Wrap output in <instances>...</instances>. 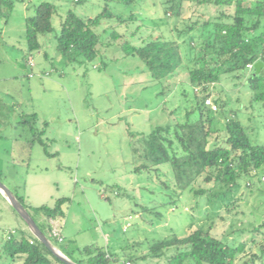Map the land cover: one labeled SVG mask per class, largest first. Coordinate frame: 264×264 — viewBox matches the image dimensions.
I'll return each instance as SVG.
<instances>
[{
    "label": "rangeland",
    "instance_id": "rangeland-1",
    "mask_svg": "<svg viewBox=\"0 0 264 264\" xmlns=\"http://www.w3.org/2000/svg\"><path fill=\"white\" fill-rule=\"evenodd\" d=\"M42 1L56 4L58 12L53 20L54 32L41 37L49 56L43 58L37 50L31 52L36 63L32 69L23 60L28 52L23 32L24 2L4 0L0 5V135H4L0 138V168L8 175L3 182L28 195L33 206L52 205L57 198H69L65 203L66 216L59 221L65 243L73 247L96 244L122 259L136 254V242L146 248L150 241H159L171 233L190 232L199 226L226 240L252 238V225L264 220V172L260 181L251 185L245 182L223 202L212 204L203 198L205 195L197 198L192 191L179 195L177 170L169 163L148 162L145 138L159 124L198 119L199 111L193 110L194 87L188 83L186 70L170 81L154 80L143 60L126 55L121 47L127 40L140 45V37L147 34L149 26L162 24L163 29L151 28L154 35L167 28L177 34L185 28L184 19H195L201 11L210 15L213 10L205 7L196 12L188 7L182 18L165 19V24L159 21L161 6H155V0H141L143 5L136 11L139 19L129 30L120 27L118 39L110 36L111 30H102L115 22L103 20L98 29L102 35L98 59L69 62L55 48L63 19L69 10L95 16L103 10L104 1L77 4V0H33L28 14L32 15L35 5ZM118 9L128 16L134 7ZM138 25H142L140 29ZM135 30L137 33L132 34ZM20 48L26 50L20 52ZM40 69L50 75H30ZM209 91L213 100L224 96L228 101L227 114L239 113L252 142L264 143V105L251 107L245 79L232 77L223 85L211 84ZM220 109L215 113L217 131L212 140L217 137L223 143L225 118L220 116ZM33 112L39 117L36 127L45 130L43 138L51 155L44 152L39 142L31 150L23 145L24 138L14 141L20 129V124L12 128L14 121L21 114ZM14 143L20 147L18 153H12ZM4 157L13 159L14 164L2 167ZM211 185L202 178L195 182L196 188L206 190ZM32 214L39 221L37 214ZM5 221L11 228L25 226L11 204H0V236L4 228L8 229ZM49 237L59 245L50 233ZM1 242L0 237V245ZM254 252L257 248L250 243L246 254ZM5 258L2 254L0 264ZM124 260L131 264H169L166 259Z\"/></svg>",
    "mask_w": 264,
    "mask_h": 264
},
{
    "label": "trees",
    "instance_id": "trees-1",
    "mask_svg": "<svg viewBox=\"0 0 264 264\" xmlns=\"http://www.w3.org/2000/svg\"><path fill=\"white\" fill-rule=\"evenodd\" d=\"M83 1L85 0H77L76 3ZM103 1V10L95 16L79 15L73 10L66 14L61 23V31L56 35V50L66 61H94L101 56L99 44L102 43V35L98 29L104 24L103 20L115 22L102 30H111L110 36L118 39L121 36L118 31L120 27L129 30L139 19L136 11L143 5L139 2L141 0ZM159 2L158 4L155 0L154 4L161 6L159 21L162 23L169 18L179 20L188 7L196 12L207 7L213 13L206 15L201 11L195 19H184L185 28L178 30L177 34L167 28L159 35H154L151 28L163 29L160 28L162 24L149 26L150 30L146 28L147 34L140 37V45L133 44L130 40L121 45L126 55L139 56L153 79L159 82L170 81L181 70H186L188 83L194 87L196 94V106L193 110L199 111L198 119L154 127L145 138V156L148 162L159 165L169 163L177 170L176 182L181 189L179 195L192 191L197 198L205 195L203 198L212 204L223 202L245 182L251 185L261 180L264 172V143L252 142L237 111L229 114L225 112L228 101L224 96H217L213 100L221 108L220 116L225 118L224 142H218L217 137L213 141V134L217 131V111L207 106L205 99L211 95V84L223 85L224 81L232 77H240L248 83L251 107L255 109L258 104L264 105V66L259 73L254 67L257 61L264 58V0ZM118 6L125 9L134 7V10L126 16V12L117 10ZM57 12L56 4L42 1L34 7V13L26 18L25 38L29 53L41 49V37L54 32L53 20ZM141 26L138 25V29ZM137 30L132 34L137 33ZM249 63L253 64L252 68L248 67ZM29 66L34 67L35 64ZM30 75L34 76V73ZM222 90L224 92V88ZM21 116L18 136L25 139V146L32 150L35 143L39 142L44 146L45 153L51 155L43 138L45 130H40L35 125L39 120L37 113ZM47 123L44 122L45 127ZM200 178L204 183H212L208 190L195 187V182ZM16 196L31 212L44 216L42 223L33 217L48 237L51 230L49 220H63L66 216L65 203L69 198H57L52 205L31 206L23 195L16 193ZM250 230L255 234L250 239L226 240L199 226L190 232L171 233L159 241H150L146 248L141 242H136L134 246H139L134 248L136 254L124 259H166L169 264H264V220L258 225L253 224ZM8 232L1 237L0 257L2 254L6 255L3 264L8 258L9 263L15 264H65L33 234L28 237L23 232L16 231L8 237ZM256 235L263 239L258 240ZM30 239L34 243H30ZM65 241L59 242L57 246L77 264L126 262L116 253L96 244L73 247ZM250 243L254 244L257 252L247 255Z\"/></svg>",
    "mask_w": 264,
    "mask_h": 264
},
{
    "label": "crops",
    "instance_id": "crops-1",
    "mask_svg": "<svg viewBox=\"0 0 264 264\" xmlns=\"http://www.w3.org/2000/svg\"><path fill=\"white\" fill-rule=\"evenodd\" d=\"M4 0H1V3L3 2ZM24 3V14H23V16H24V20H25V27L23 28V32H24V34L26 33V18L28 17V16H30L29 14H28V9H29V7L31 6V4L33 3V0H22ZM28 1V2H27ZM1 3H0V5H1ZM33 5H35V4H33ZM36 6V5H35ZM23 20V21H24ZM8 24H6L3 28H2V34L6 31V28L8 27L7 26ZM20 33H22V30L20 31ZM24 38H25V35H24ZM25 41H26V38H25ZM45 46H46V44H44L43 43V46H42V48L41 49H39V50H37L38 52H39V56L40 55H43V58H48V54H47V52L45 51ZM25 48L27 49V44H26V46H25ZM21 49L20 48V52L22 51V50H26V49ZM55 48H56V45H55ZM23 53V52H22ZM29 54V55H28ZM23 55H24V53H23ZM32 56L31 55V53H29V52H27L25 55H24V57H23V60L25 61V63H26V66H28L29 67V65L27 64V57L26 56ZM33 57V56H32ZM34 58V57H33ZM34 61H35V59H34ZM0 64H2V61L0 60ZM35 66H36V63H35ZM31 69H32V67H31ZM33 70H31V72H32ZM48 74V75H47ZM34 75H37V76H39V77H43V76H49L50 75V72H43L42 71V69H40L39 70V72H35L34 71ZM1 78V77H0ZM20 118H22V117H20ZM18 119V120H16V121H14V123L15 124H13V126H12V128L13 129H16V127H17V125L19 124V121L21 120V119ZM1 121V120H0ZM1 125V124H0ZM44 136V135H43ZM0 138H4V135H0ZM11 138H12V136H11ZM17 139H19V136H18V133H17V135L14 137V141L15 140H17ZM25 143V142H24ZM16 143H14V146H12V153H15V152H17L18 153V150H20V147H18L17 145H15ZM24 146H25V144H23ZM8 151V150H7ZM45 152V151H44ZM0 154H2L1 152H0ZM14 164V160L13 159H8L7 157H4L3 158V163H2V167H3V164H5V167H6V164ZM6 176H8V175H6V173L4 172V169H2V168H0V179L3 181V178L4 177H6ZM5 183V182H4ZM8 187H10L9 186V184H6ZM10 189L16 194V193H19V192H17V191H15V190H13L11 187H10ZM21 195H23L25 198H26V201L31 205V206H33V203L31 202V198H28L29 196L28 195H25V194H21ZM0 204H4L5 206H6V204H7V207L8 206H10V202H9V200L7 199V197L4 195V193L2 192V191H0ZM43 204V203H42ZM42 204H40V205H42ZM40 205H35V206H40ZM12 206V205H11ZM28 210H29V212H30V214L32 215V217H33V214H32V212H31V209H29V208H27ZM15 210V209H14ZM16 211V210H15ZM17 212V211H16ZM38 217H39V223H42V222H44V216H41V215H37ZM21 217V216H20ZM22 218V217H21ZM34 218V217H33ZM23 220V219H22ZM24 221V220H23ZM36 221V220H35ZM56 221L58 222V224H59V221L60 220H57L56 219ZM25 222V221H24ZM49 224H50V221H49ZM4 225H5V227H6V225H7V228L8 229H5L4 228V233H6V232H8L10 229H15L16 231H19V232H23L25 235H27L28 237H31L32 236V232L30 231V229H29V227L27 226V224L25 223V226L24 227H21V228H11L12 227V225L8 222V221H5V223H4ZM50 229H51V224H50ZM61 230L62 231H64L63 230V228H61ZM4 233H3V235L2 236H4ZM64 233V232H63ZM65 235V234H64ZM2 236H0V237H2ZM65 238H66V236H64ZM58 247V246H57ZM59 248V247H58ZM60 249V248H59ZM61 250V249H60ZM62 251V250H61ZM5 264H15V263H9V258L8 259H6V261H5Z\"/></svg>",
    "mask_w": 264,
    "mask_h": 264
},
{
    "label": "water",
    "instance_id": "water-1",
    "mask_svg": "<svg viewBox=\"0 0 264 264\" xmlns=\"http://www.w3.org/2000/svg\"><path fill=\"white\" fill-rule=\"evenodd\" d=\"M264 66V58L257 61L254 65L256 72L259 73ZM0 191L9 200L12 207L17 211V213L22 217L30 231L33 235L43 243L48 249L57 256L65 264H77L71 258H69L63 251H61L50 238L41 230L35 219L30 214L29 210L22 204L16 194L0 179Z\"/></svg>",
    "mask_w": 264,
    "mask_h": 264
},
{
    "label": "built area",
    "instance_id": "built-area-1",
    "mask_svg": "<svg viewBox=\"0 0 264 264\" xmlns=\"http://www.w3.org/2000/svg\"><path fill=\"white\" fill-rule=\"evenodd\" d=\"M28 64L33 66L34 63V58L32 56L28 57ZM249 68L253 67L252 63L248 64ZM205 104L207 106H209L210 108H212L213 110H218V105L213 101V99L211 97H208L205 99ZM50 224H51V230H50V234L52 237H54L58 242H63L65 240L64 235L62 234V230L60 225L58 224V222L56 221V219L51 218L50 220ZM16 230L15 229H10L8 232V237H10V234L15 233ZM30 243H34L33 239H30ZM125 264H131L130 261H126Z\"/></svg>",
    "mask_w": 264,
    "mask_h": 264
}]
</instances>
